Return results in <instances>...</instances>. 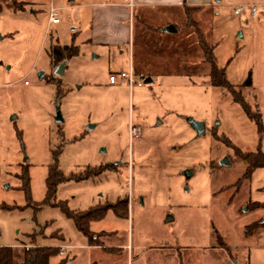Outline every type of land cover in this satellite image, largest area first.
<instances>
[{"label":"rangeland","instance_id":"obj_1","mask_svg":"<svg viewBox=\"0 0 264 264\" xmlns=\"http://www.w3.org/2000/svg\"><path fill=\"white\" fill-rule=\"evenodd\" d=\"M18 1L23 8L0 12V246L13 248L15 264L33 245L60 247L53 264L70 256L72 264H264V206L250 201L252 179L234 147L264 152V130L211 84L201 46L214 47L234 85L251 75L242 91L264 124V0L186 11L130 5L132 19H120L128 37L118 45L103 40L111 31L123 37L121 28L94 20L106 0ZM169 24L177 32H164ZM55 45L78 49L61 77ZM130 63L143 84H110ZM190 119L204 122L205 133ZM53 152L65 174L91 175L61 183L57 201L74 211H127L111 208L90 224L114 251L91 248L61 208L36 210L30 201L46 196ZM226 157L230 165L221 164Z\"/></svg>","mask_w":264,"mask_h":264},{"label":"trees","instance_id":"obj_2","mask_svg":"<svg viewBox=\"0 0 264 264\" xmlns=\"http://www.w3.org/2000/svg\"><path fill=\"white\" fill-rule=\"evenodd\" d=\"M14 5L15 9H20L24 7L23 2H19L18 0H0V12L3 9L4 5ZM194 8H187V10H192ZM201 46L206 58V61L211 66V72H210V82L213 86L220 87L226 89L229 93H231L233 99L235 102L239 103L248 117L252 120H254L259 128V131L262 132L264 130V124L262 119V114L260 112V109L257 107H253L246 99L245 94L242 91V88L251 86L252 84V78L251 75L238 87L237 85H234L229 81L226 74V68L221 67L218 64L217 57L214 51V47L209 46L206 42L201 40ZM78 54V49L74 46H62V45H55L51 49L50 55L53 58H56L58 61H66L68 58ZM137 74L140 72L138 69L136 70ZM146 77H152L151 74L145 75ZM235 147V153L238 158H240L244 164H245V177H251L253 172L260 167H264V152L261 150H258L256 152H244L240 148ZM59 154H56L53 152L54 161L49 165L48 175L46 178V196L43 201L36 202L32 199L33 203H35V209H41L43 205H50L53 207H59L62 209L65 214L71 218L76 227L80 232H82L88 239L90 240L91 244L94 245H101L102 242L100 241V238L105 234V231L103 233H100L98 235H92L90 230V224L93 221L103 219L106 216V213L109 209H114L115 213L118 216H125L126 213H120L118 212V209L115 205H96L95 207L90 208L89 210L85 211H74L70 210L68 208L66 201H57L56 194L58 186L61 183L70 181V180H76L81 181L83 179H88L91 177V175L80 177L78 178L76 174L70 173L65 174L64 171L60 168L59 165ZM29 177L24 180V188L26 189L27 193H30V175ZM28 184V189L25 186V183ZM254 206H263V204L259 202H254ZM60 247L58 246H27L24 250V258L22 264H53L51 262L52 258L59 255L60 253ZM107 251H114V249H110L108 247H105ZM68 259L64 258L57 264H68ZM0 264H15L14 260V250L10 246H0ZM91 264H98L96 262Z\"/></svg>","mask_w":264,"mask_h":264},{"label":"crops","instance_id":"obj_3","mask_svg":"<svg viewBox=\"0 0 264 264\" xmlns=\"http://www.w3.org/2000/svg\"><path fill=\"white\" fill-rule=\"evenodd\" d=\"M212 1L213 0H133V3H134L133 6L135 7L136 5V6H139L140 8H145V9L153 8L152 9L153 11L155 10L186 11L187 8H194V9L195 8H205L209 6L212 3ZM128 6H130V1L128 4L127 1H123V0H117V1L106 0L101 6L96 7L94 10L95 23H97L98 27L101 21L102 23H107V25L108 24L114 25L115 29L117 27L119 28L122 25L120 23L121 20L132 19V16L130 15V11L128 13V10H130ZM169 25H173V24H169ZM127 28H128V25L126 24L120 30L123 37L120 38L119 32L117 33V31L115 32L111 31L105 34L103 41H105V43H108L109 45H116V44L118 45L122 42H125L128 37ZM104 29L106 30V27ZM175 32H170V33H175ZM166 33H169V32H166ZM250 179H252V188H251L252 198L250 199V201H252V203L259 202L263 204L264 206V167L257 168L253 172ZM93 235L95 234L93 233ZM88 242H89V246L93 249L101 248V249L106 250L105 247H108V248L114 247V246H107L103 239H102L101 245L91 244L89 239H88ZM121 245H122L121 248H124V244H121ZM132 253H133V247H132ZM132 258L134 260V257ZM74 261H75V258H71L70 256L68 264H72Z\"/></svg>","mask_w":264,"mask_h":264},{"label":"built area","instance_id":"obj_4","mask_svg":"<svg viewBox=\"0 0 264 264\" xmlns=\"http://www.w3.org/2000/svg\"><path fill=\"white\" fill-rule=\"evenodd\" d=\"M130 5H131V7H133V5H134L133 0H130ZM244 10H245V7L240 6V7L235 9V13L237 15H240L243 13ZM252 11H253V15H255L257 13L256 6H254L252 8ZM50 19H51V22L54 24L60 23V21H61V19L59 18V16L57 15V13L54 10H52V12H51ZM109 80H110V83H112V84H117L118 82H125V83L129 84L130 87H133L134 84H138V85L143 84L142 80L137 79L132 63H130L128 71H121L117 74L116 73L110 74ZM61 253H63V251H61Z\"/></svg>","mask_w":264,"mask_h":264},{"label":"water","instance_id":"obj_5","mask_svg":"<svg viewBox=\"0 0 264 264\" xmlns=\"http://www.w3.org/2000/svg\"><path fill=\"white\" fill-rule=\"evenodd\" d=\"M164 32H175L177 31V28L174 25H168L166 27L163 28ZM65 67H66V61H63L62 63H60L58 65V68L56 70V74L58 76H63L64 75V71H65ZM40 77H43V73H40ZM145 76H142V79H144ZM146 82L147 83H151L152 82V78L151 77H146ZM57 122H62L63 118H62V113H61V109L60 106H57V117H56ZM191 124L195 127V129L197 130V132L199 134H204L205 133V123L202 121H197L194 119H190ZM26 162L29 161V157L25 156V160ZM222 165H230L231 161L228 157L224 158L221 162ZM186 175L190 176L191 172L190 171H186Z\"/></svg>","mask_w":264,"mask_h":264}]
</instances>
